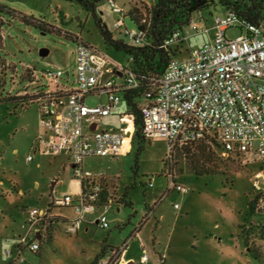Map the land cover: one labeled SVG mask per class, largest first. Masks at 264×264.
Returning <instances> with one entry per match:
<instances>
[{
  "label": "rangeland",
  "instance_id": "rangeland-1",
  "mask_svg": "<svg viewBox=\"0 0 264 264\" xmlns=\"http://www.w3.org/2000/svg\"><path fill=\"white\" fill-rule=\"evenodd\" d=\"M155 1L115 0L121 14L138 17L139 23L149 20ZM209 1V8L194 12L191 24L183 29L185 41L175 49L176 58L213 37L212 19L225 11L218 0ZM0 5L10 12L0 11V264H91L96 255L100 256L96 264H129L128 257L120 258L121 244H130L131 232L146 220L136 240L140 251L135 242L128 255L139 254L135 264H264V210L251 211L263 203L255 200L264 190L263 166L220 157L215 143L202 150L169 151L161 138L143 140L135 156L134 125L131 118L119 115L124 111L122 103L104 124L125 131V153L89 157L82 163L83 170L102 177L99 206L107 212L108 228L86 223L71 235L56 225L41 233L38 251L24 249L22 239H32L25 223L27 212L47 208L66 194L77 196L80 181L73 176L66 155L50 156L37 150L36 138L43 127L36 104L27 107L22 100L6 97L25 91L28 83L22 75L26 68H33L36 78L46 69L60 68L71 74L73 39H81L122 69L131 63L124 52L103 41L92 13L73 0H0ZM95 16L114 40L131 44L123 27H114L121 16L107 0H97ZM31 19L49 27L45 31L35 28ZM123 21L125 27L137 29L129 17ZM193 26L207 30L195 34ZM226 34L233 38L239 31L231 28ZM97 101L90 98L87 104ZM170 180L184 186L187 193L167 189ZM115 200L117 204H111ZM175 203L178 209H173ZM49 210L52 216L71 215L70 209L55 205Z\"/></svg>",
  "mask_w": 264,
  "mask_h": 264
},
{
  "label": "built area",
  "instance_id": "built-area-1",
  "mask_svg": "<svg viewBox=\"0 0 264 264\" xmlns=\"http://www.w3.org/2000/svg\"><path fill=\"white\" fill-rule=\"evenodd\" d=\"M107 3L121 15L115 0ZM123 20L121 16L114 27H123V35L128 40L143 45L145 32L125 27ZM212 22L213 37L189 48L185 57L170 59L161 76L152 80L144 92L140 107L142 133L148 139H163L169 151L202 139H213L221 146L222 157L243 154L264 169L262 30L231 10L214 16ZM231 28L239 31L233 38L226 34ZM193 30L195 34H203L207 29L198 30L193 26ZM180 40L185 41L183 33L174 31L161 47L167 49ZM74 57L71 74L60 68L46 69L36 78L33 70V84L38 83L39 87L30 93L43 127L36 138L37 150L42 149L50 156L66 155L73 176L85 182L77 196L66 194L51 202L61 210H71L72 215L65 217V232L71 235L86 223L108 228L105 209L96 205L100 177L83 170L82 163L89 157H115L125 153V131L102 125L122 103V93L137 86L129 69L111 64L105 55L81 39L76 40ZM90 98L98 102L88 105ZM148 186L152 187L150 182ZM168 188L182 194L188 191L171 180ZM173 209H178V204H173ZM27 214L25 223L32 239L21 242L24 249L36 252L41 231L38 223L52 215L48 207L33 208ZM6 253L9 255L10 251ZM140 260L146 261L145 254Z\"/></svg>",
  "mask_w": 264,
  "mask_h": 264
},
{
  "label": "trees",
  "instance_id": "trees-1",
  "mask_svg": "<svg viewBox=\"0 0 264 264\" xmlns=\"http://www.w3.org/2000/svg\"><path fill=\"white\" fill-rule=\"evenodd\" d=\"M75 3L81 6L87 12L92 13L99 32L102 36L103 41L109 46L113 47L116 50L124 52L130 60L131 67L128 68L131 73L134 75L137 82V86L134 89L127 90L122 93V104L124 106V111L119 114L120 116H127L131 118L134 125L133 140L132 142L136 146L135 156L142 150L143 140H148L142 133V119L140 114V107L144 103V92L149 89L151 82L154 79H157L163 73L167 63L170 59L175 57V49L181 48L184 43V40H180L177 44L163 49L161 47L163 41L174 31H179L182 33L183 29L191 24L192 14L197 11H203L209 8L211 5L209 0H156L153 6L149 10V20L142 21L139 23L138 17H132L129 15L121 14L120 16L129 17L130 20L136 25L137 29L145 32V43L143 45H136L131 41V44H125L120 40H114L111 34L107 31V28L103 23H101L95 16V6L97 0H73ZM219 4L224 11L231 10L234 11L240 18L247 20L248 22L257 25L261 28L264 36V0H218ZM6 10L4 6L0 5V11ZM6 11L9 12L7 9ZM10 13V12H9ZM23 20L27 23L30 21L25 20V17H22ZM32 20V19H31ZM32 25L35 28H38L42 31H45V27H49L43 21L32 20ZM125 37V36H124ZM126 38V37H125ZM71 40V39H70ZM77 40V39H76ZM76 40L73 39L76 43ZM187 50V49H185ZM188 51V50H187ZM186 51V52H187ZM33 68H26L23 72V79L27 80L28 85L25 87V91L22 94L15 96H8L6 99H15L22 100L25 103V106L33 104V96L30 94L32 91L36 90V86L39 87V84H33L32 72ZM33 87L31 92H28V88ZM37 87V88H38ZM215 143L219 150L221 151V146L213 139H202L194 144L175 147L172 150L178 149L183 150L185 148L199 147L198 150H202L205 147L208 148V145ZM219 151V152H220ZM220 155V154H219ZM220 157H222L220 155ZM223 158H233V159H242L244 162L256 163L251 161L249 157L243 154H231ZM102 177H100V196L96 205L99 209V202L102 198L101 194L103 193V187L101 185ZM85 185V182H80V186ZM256 201L261 200L262 206L256 204V206L251 207V211H260L264 210V190L260 195L256 196ZM116 203L117 201H113ZM49 207H52L50 205ZM48 207V209H49ZM103 208V207H102ZM104 210V208H103ZM50 211V210H49ZM107 213V212H106ZM67 219L60 216H49L43 218L38 224L41 231L39 232L38 245L40 248L42 241V232L48 231L51 227L60 225L65 231V225ZM140 228L134 229L130 236L129 240L133 239L136 233L141 230ZM68 234V233H67ZM127 242L122 243L123 249L126 248ZM121 247V246H120ZM120 247L116 251L120 252ZM17 249V248H16ZM39 250V249H38ZM37 250V251H38ZM103 250V248H102ZM20 251V249H17ZM101 253V252H100ZM100 256L96 255L91 261V264H96Z\"/></svg>",
  "mask_w": 264,
  "mask_h": 264
},
{
  "label": "crops",
  "instance_id": "crops-1",
  "mask_svg": "<svg viewBox=\"0 0 264 264\" xmlns=\"http://www.w3.org/2000/svg\"><path fill=\"white\" fill-rule=\"evenodd\" d=\"M189 49V48H188ZM179 59V58H178ZM109 60V59H108ZM110 61V60H109ZM110 63L111 64H114L113 62H111L110 61ZM115 65V64H114ZM91 99H93V98H91ZM95 99V98H94ZM98 100V99H97ZM98 102V101H97ZM106 124H104V121H103V125H102V127H109V126H105ZM178 208H179V206H178ZM40 209H42V208H40ZM71 215H72V212H71ZM70 215V216H71ZM163 216L162 215H160V218H162ZM148 220H146V222H147ZM146 222L144 223V225L142 226V228H141V230L143 229V227H145V225H146ZM86 229H84V231H85ZM141 230L138 232V233H136V235L134 236V238L133 239H131L130 240V244L128 243L127 244V246H126V248L123 250V252L121 253V259L123 258V256L124 257H128V259L126 260L127 261V263H129V264H131V262L132 263H134L135 264V262H136V260L138 259V256H139V254H137V256H133V255H131V256H128L129 255V253H130V248H131V244H133V243H135V242H137L136 240H138L139 238H140V236H139V234H140V232H141ZM138 243V247H139V251H140V243L139 242H137ZM119 258V259H120Z\"/></svg>",
  "mask_w": 264,
  "mask_h": 264
},
{
  "label": "water",
  "instance_id": "water-1",
  "mask_svg": "<svg viewBox=\"0 0 264 264\" xmlns=\"http://www.w3.org/2000/svg\"><path fill=\"white\" fill-rule=\"evenodd\" d=\"M42 56L46 55V52L41 53Z\"/></svg>",
  "mask_w": 264,
  "mask_h": 264
}]
</instances>
